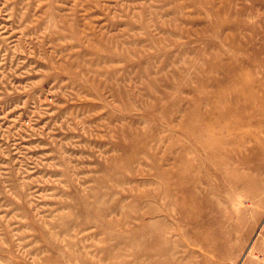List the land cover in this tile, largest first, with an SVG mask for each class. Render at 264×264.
<instances>
[{
    "label": "rangeland",
    "instance_id": "374dc122",
    "mask_svg": "<svg viewBox=\"0 0 264 264\" xmlns=\"http://www.w3.org/2000/svg\"><path fill=\"white\" fill-rule=\"evenodd\" d=\"M260 93L264 0H0V264H264Z\"/></svg>",
    "mask_w": 264,
    "mask_h": 264
},
{
    "label": "bare ground",
    "instance_id": "6f19581e",
    "mask_svg": "<svg viewBox=\"0 0 264 264\" xmlns=\"http://www.w3.org/2000/svg\"><path fill=\"white\" fill-rule=\"evenodd\" d=\"M251 95H252V92H250V91H248L247 92V95H246V97H247V102H248V100H249V96L251 97ZM259 97H261L260 98V101H259V104H258V106L255 108V107H253V108H251V114H252V116L253 115H258L261 119H263L264 120V95H262L261 93L259 94ZM248 122H250L249 123V125H251L252 126V121H251V118L250 119H248ZM260 128H261V131H264V123H262L261 125H260ZM260 128L258 127V129L260 130ZM256 140L259 142V148L254 152L255 154H254V156L255 155H257V156H261V155H263L264 154V141L262 140V141H260L258 138H256ZM252 245V244H251ZM257 255V254H256ZM167 259V258H166Z\"/></svg>",
    "mask_w": 264,
    "mask_h": 264
}]
</instances>
